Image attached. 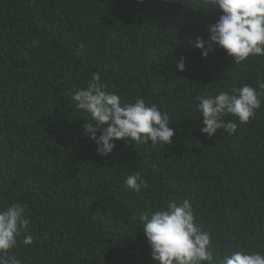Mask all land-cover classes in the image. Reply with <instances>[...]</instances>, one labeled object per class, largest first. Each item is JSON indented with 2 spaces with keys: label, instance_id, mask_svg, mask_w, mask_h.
Listing matches in <instances>:
<instances>
[{
  "label": "trees",
  "instance_id": "obj_1",
  "mask_svg": "<svg viewBox=\"0 0 264 264\" xmlns=\"http://www.w3.org/2000/svg\"><path fill=\"white\" fill-rule=\"evenodd\" d=\"M222 14L202 0H0V210L26 205L11 253L22 264H157L138 217L185 199L214 256L264 253V96L248 123L226 118L233 135L203 134L196 107L205 93L262 91L264 57L236 65L190 43ZM97 72L122 102L143 96L168 114L172 143L99 155L71 99ZM137 171L140 193L125 186Z\"/></svg>",
  "mask_w": 264,
  "mask_h": 264
},
{
  "label": "clouds",
  "instance_id": "obj_2",
  "mask_svg": "<svg viewBox=\"0 0 264 264\" xmlns=\"http://www.w3.org/2000/svg\"><path fill=\"white\" fill-rule=\"evenodd\" d=\"M142 3L143 0H137ZM167 2V0H164ZM205 6L212 5L222 11L219 20L208 29L209 39L197 37L192 46L203 58L215 48H220L236 65L249 57H264V0H202ZM185 69V59L177 63V70ZM259 89L244 84L230 91H219L215 95L205 93L195 97L201 132L209 138L218 131L233 135L237 123L227 117H235L240 124L254 118L261 108L260 97L264 96V82ZM71 99L75 107L88 114L91 123L85 124L87 136L97 145V153L107 156L116 147V141L125 144L165 146L172 143L174 130L169 126L170 117L162 113L155 104L147 105L143 96L135 102H122L121 97L105 89L100 73H93L85 88L73 90ZM97 132H100L97 137ZM127 142V143H126ZM125 186L140 193L148 187V181L140 172L128 175ZM26 205L13 202L0 210V264H22L11 254L18 246L21 231L31 221L25 216ZM135 219V218H134ZM141 230L150 247L152 259L157 264H264V253L232 251L214 256L211 236L202 231L195 222L189 200L169 201L155 211L141 213L138 217ZM33 237L25 234L21 243L33 244Z\"/></svg>",
  "mask_w": 264,
  "mask_h": 264
}]
</instances>
